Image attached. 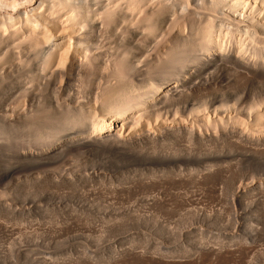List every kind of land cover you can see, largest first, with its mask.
<instances>
[{
    "label": "bare ground",
    "instance_id": "obj_1",
    "mask_svg": "<svg viewBox=\"0 0 264 264\" xmlns=\"http://www.w3.org/2000/svg\"><path fill=\"white\" fill-rule=\"evenodd\" d=\"M8 86L18 102L11 106L9 94L0 105V136L14 140L13 147L0 143L5 162L55 168L67 155L132 161L144 168L138 183L148 206L163 209L167 185L194 187L178 200L185 206L192 195L220 201L216 184L224 181L240 232L232 238L245 239L246 226L261 233L264 0H0L2 93ZM244 165L256 166L257 178L237 184ZM84 175L64 168L43 180ZM247 199L260 226L238 222ZM205 245L193 264L248 251ZM137 250L109 260L85 251L79 264H178L173 250Z\"/></svg>",
    "mask_w": 264,
    "mask_h": 264
},
{
    "label": "rangeland",
    "instance_id": "obj_2",
    "mask_svg": "<svg viewBox=\"0 0 264 264\" xmlns=\"http://www.w3.org/2000/svg\"><path fill=\"white\" fill-rule=\"evenodd\" d=\"M5 89L2 93L0 88L1 95L8 97L11 94L9 97L12 99L1 96L0 105L8 100L11 106H16L18 99L13 96L14 88L9 87L10 91ZM2 137V146L14 143L6 136ZM5 141L8 143L4 144ZM67 156L58 163L61 167L58 170L57 165L54 166L56 169L29 164L12 165L0 158L4 160L0 161V264H79L85 251L109 260L127 248L138 249L139 252L144 250L145 253L149 250L155 254L153 251L162 247L164 255L173 250L170 254L174 256L170 258L174 262L193 264L192 259L203 243L209 249L224 244L230 252H235V247L242 244L248 251L236 252L235 256L228 257L231 259L226 258L227 261L210 255L211 258L208 254L196 264H264L259 257V251L264 249V223L260 226L257 222L255 204L251 199L245 201L244 220L238 222L240 225L246 222L253 227L258 223L261 233L257 234L246 226L245 239H233L232 236L240 232L232 223L229 213L231 196L225 194L227 186L224 181L216 184L222 189L218 202L192 195L185 200V206H181L178 200H182L183 194L194 187L169 188L167 185L163 197L167 208H153L148 206L150 195L146 188L138 183L144 170L138 163L106 158L93 162L91 158L78 160L76 156ZM251 166L239 168L237 184H250L251 179H255L253 175L256 176L257 168ZM91 167L100 174L92 176ZM64 168L86 175L70 181L61 178L58 181L43 180L45 173L60 172ZM160 252L156 254H162ZM129 262L125 264H137Z\"/></svg>",
    "mask_w": 264,
    "mask_h": 264
}]
</instances>
